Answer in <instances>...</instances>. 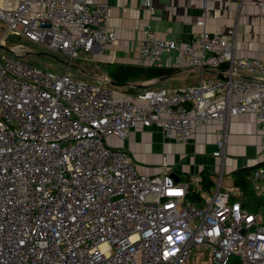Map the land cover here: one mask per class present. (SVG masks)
<instances>
[{"label": "built area", "instance_id": "2783aa9c", "mask_svg": "<svg viewBox=\"0 0 264 264\" xmlns=\"http://www.w3.org/2000/svg\"><path fill=\"white\" fill-rule=\"evenodd\" d=\"M107 17L98 0L0 2V48L13 31L70 60L116 40ZM23 48L0 54V264H190L193 249L207 250L212 264H264V204L247 207L238 185L221 187L222 163L208 191L201 176L174 180L165 165L140 173L126 150L105 143L152 124L186 143L200 125L243 112L264 129V62L235 57L218 30L182 44L149 31L140 57L179 50L190 68L219 75L127 97L105 73L90 82L23 62ZM216 144L220 157L222 138ZM250 178L264 199V163Z\"/></svg>", "mask_w": 264, "mask_h": 264}, {"label": "crops", "instance_id": "0c3cea01", "mask_svg": "<svg viewBox=\"0 0 264 264\" xmlns=\"http://www.w3.org/2000/svg\"><path fill=\"white\" fill-rule=\"evenodd\" d=\"M98 1L108 5L107 25L115 32L116 40L101 50L94 47L87 52L89 58L105 67L116 64L165 70L155 77H148V70L142 72L141 77L130 80L135 88L132 91L115 86L117 96L132 97L146 88L174 89L197 84L201 77L219 75L213 68L201 72L190 68L179 50L164 52L156 61L140 57L137 47L149 31L182 44L203 29L218 30L231 43L235 57L264 62V7L254 0H153L152 9L142 0ZM0 2L12 7L17 0ZM198 20H203L204 26L198 25ZM220 138L223 154L213 156ZM105 143L126 150L140 173L156 174L165 165L178 180L203 173L214 182L222 163L221 187L233 185L238 176L250 177L252 170L264 163V129L259 128L252 112L231 117L225 125L214 121L202 124L186 143L165 139L154 124L129 129L122 138L108 135ZM246 167L251 169L249 173L244 171Z\"/></svg>", "mask_w": 264, "mask_h": 264}, {"label": "rangeland", "instance_id": "374dc122", "mask_svg": "<svg viewBox=\"0 0 264 264\" xmlns=\"http://www.w3.org/2000/svg\"><path fill=\"white\" fill-rule=\"evenodd\" d=\"M3 31L4 24L0 20V34ZM3 41L4 48H0V54H11L8 50L9 47L16 43H22L24 48L20 60L51 72H69L77 79L95 82L96 76L101 71H108L103 64H98L93 59H90L87 53L79 52L78 55L69 60V57L66 55L30 42L13 31H7L3 36ZM63 60L67 61V63ZM233 260L234 262H238L236 257ZM190 264H212V258L207 250L194 249L191 253Z\"/></svg>", "mask_w": 264, "mask_h": 264}, {"label": "trees", "instance_id": "16d2710c", "mask_svg": "<svg viewBox=\"0 0 264 264\" xmlns=\"http://www.w3.org/2000/svg\"><path fill=\"white\" fill-rule=\"evenodd\" d=\"M106 68L108 69V71H106L105 74L109 79V84L113 88L117 85L127 87L126 90L128 91H132L135 89L132 85H130L129 83L130 80H134L137 77H141L142 72H146V70H148L149 71V73L147 74L148 77L160 76L165 72V70L153 68V67L143 68V67H135V66H122L116 64H108ZM250 170L251 169H249V167L244 168V171L246 173H249ZM201 175H202L201 181L203 183L204 188L209 189L211 186H213L214 182L210 178H207L203 173ZM234 184L238 185L242 189L243 194L240 196V199L245 201L244 202L245 206L252 207V205L264 204V199L262 197H257L255 195L253 191L252 180L250 177L238 176L235 179ZM189 197L195 199L196 202H198L199 200L198 195L192 191ZM193 251L194 249L192 250V252ZM231 263L238 264V262L236 261L234 262V260H232Z\"/></svg>", "mask_w": 264, "mask_h": 264}, {"label": "water", "instance_id": "95a60500", "mask_svg": "<svg viewBox=\"0 0 264 264\" xmlns=\"http://www.w3.org/2000/svg\"><path fill=\"white\" fill-rule=\"evenodd\" d=\"M1 47H3V46H1ZM63 61L67 63V61H65V60H63ZM161 79H163V77ZM170 174L174 178V180H178V177L175 175V173L171 172Z\"/></svg>", "mask_w": 264, "mask_h": 264}]
</instances>
